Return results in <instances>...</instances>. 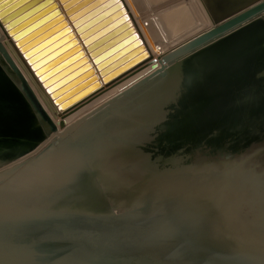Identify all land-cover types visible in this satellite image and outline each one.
Masks as SVG:
<instances>
[{"label":"water","instance_id":"1","mask_svg":"<svg viewBox=\"0 0 264 264\" xmlns=\"http://www.w3.org/2000/svg\"><path fill=\"white\" fill-rule=\"evenodd\" d=\"M20 1L0 0V16ZM36 1L2 20L55 107L150 55L123 0H60L82 43L56 1ZM204 1L212 26L162 57L174 61L170 73L163 68L139 80L47 145L57 126L0 48L5 73L43 128L35 133L0 111V264H264V0ZM148 39L154 48L164 43ZM172 73L177 88H166L150 139L137 151L154 163L148 177L110 178L94 157L52 162L70 144L80 147L75 132L104 117L145 114L150 99L141 90ZM73 167L79 171L68 173Z\"/></svg>","mask_w":264,"mask_h":264},{"label":"bare ground","instance_id":"2","mask_svg":"<svg viewBox=\"0 0 264 264\" xmlns=\"http://www.w3.org/2000/svg\"><path fill=\"white\" fill-rule=\"evenodd\" d=\"M54 1H56L61 13L64 14L65 19L68 20V24L71 26L75 35L82 43L79 34L76 33L74 26H72V21L69 20L68 14L63 8L62 3L60 2V0ZM123 1L125 6L127 7V13L130 15L133 25L135 26L136 31L139 33L140 38H142L144 40V43L149 46L148 49L150 55L148 57H146L147 55L139 56L106 79H103L101 76H99V85L93 84L95 82L94 79L86 82L81 87L69 93L63 100H66L72 95L85 89L86 87L92 84L93 85L83 93L77 95L75 98L67 102L65 107H55L52 105V103L49 102L45 91L41 86L42 84H39L36 81L37 78L35 77L34 72L30 69L29 64H26L27 60H23L24 58L22 57L21 52H19V48L15 45L16 41L13 39L12 34H10L9 28L6 27V22H3L2 20V17L4 15H7L17 7L29 2V0L20 1L18 4L8 9L6 13L3 14V16H0L1 52L7 54L15 63L34 93L37 95V98L43 108L46 110V112L49 114V116L57 126L56 131L47 132V139L43 143V145H47L56 140L58 138V135L63 133V131L72 123L98 109L113 97L119 95L121 92L130 88L132 85L145 78L146 76H149L153 73H158L163 68L168 69V72L170 73V67H173L171 64L174 61L165 63L163 62L162 57L177 48L181 43L192 39L199 33L209 29L212 26V22L208 14V7L204 0ZM217 1L223 3L230 0ZM38 2L39 0L36 1V3ZM32 6L33 5H29L26 9L15 14L14 17L21 15L22 12L30 9ZM42 8H44V5ZM53 9L54 8L51 7L45 12L36 16L34 19L29 20L23 26L18 28V31L31 24L35 20L39 19L40 17L44 16L45 14L51 12ZM147 12L149 14V19L145 16ZM31 15L32 13L28 16ZM55 15L53 14L51 16L54 18ZM28 16H25L23 19L27 18ZM51 16L36 24L28 31L36 28L46 21H49L50 19H52ZM58 22H60V20H55L52 23L54 25ZM64 26L65 25H61L51 33H48L47 36H45L43 39H41L37 43L32 44L30 48L40 43L42 40L46 39L52 34L56 33ZM45 30L46 29L42 30L41 32ZM64 34L66 33H62L61 35L56 37L54 41H56ZM148 35L153 42H158L160 40L164 43L161 44L159 48H154L151 44V41L148 39ZM67 40H70V38ZM54 41L51 42L53 43ZM51 42H49L48 44H50ZM65 42L66 41L61 42L56 47H53V49H51L50 51L54 50ZM46 45L41 47L39 50L43 49ZM70 46H68V48ZM37 52L38 51H35V53ZM75 52L76 50L68 54L65 58L71 56ZM81 65L82 64H78L67 72H70ZM178 79V76L172 73L169 75L168 79L158 78L153 84L146 86L141 90V93L143 92V94H141L140 96L144 95L145 97L150 99V104L146 107L147 112L145 114H136L133 117L128 114L125 117H121V115L118 114L109 115L104 117L105 119L102 121V123H99V125H97L96 127L93 126L89 131L85 129L83 131L80 130L75 132L74 135L78 134L80 137H83V141L80 142V147H71L72 144H70V146H68L65 151L60 153L61 155L59 153L58 155H53L51 158L52 162L54 164L66 162L67 164L70 162L74 163L81 159L83 160L86 157H94L91 161L96 163L95 166L102 167L104 169L103 171L109 172L107 176H110V178L117 179V177L119 176L118 173H126L128 175H131V177H128L130 178L128 180L131 181L133 179L141 180L145 177H148L150 169L152 173V165L154 163L151 162L152 159L148 154H143L142 156L139 155L137 151L139 150V147L143 149L141 145H143V143H146L147 140L150 139V134H148V130L150 128L149 124L151 121L153 122L155 120V115H158L159 113V111L156 109L158 107H163V93H166V88L169 89L170 85H173L172 90L174 91L177 88ZM2 104L3 99L0 100V106H2ZM66 120L70 123L67 124ZM60 121L64 122L63 126L59 124ZM59 127L61 131H59ZM74 135H72L71 137L72 140H75ZM86 136L88 137V139H84ZM120 138H123L124 142L129 144V147H124L123 145L125 143H121ZM69 159L73 160L68 161ZM72 164H70L69 166H71ZM73 168H68V173L74 172V170L79 171L76 167ZM113 174H115V176Z\"/></svg>","mask_w":264,"mask_h":264},{"label":"rangeland","instance_id":"3","mask_svg":"<svg viewBox=\"0 0 264 264\" xmlns=\"http://www.w3.org/2000/svg\"><path fill=\"white\" fill-rule=\"evenodd\" d=\"M148 15L149 14L147 12L145 16L149 19ZM0 57V59L5 63L4 58L1 54ZM2 67L3 64L2 62H0V100L3 99V104L2 106H0V111L2 113H5L6 118L11 122L14 121V124L20 123L21 125H24V128L31 127L33 129V132H42L43 134V128L39 124L37 117L34 115V111L24 98L23 94L20 93L21 91L19 90L18 86L14 84L16 81L13 80L12 77H10L11 75L8 76V74L5 73L4 67ZM67 120V124L70 123ZM59 131H61L60 127Z\"/></svg>","mask_w":264,"mask_h":264}]
</instances>
